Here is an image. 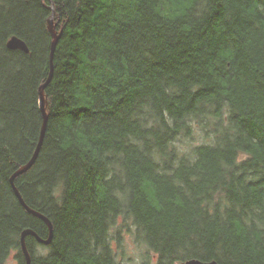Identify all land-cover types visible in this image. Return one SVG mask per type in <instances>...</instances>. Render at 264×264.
<instances>
[{
	"label": "trees",
	"instance_id": "1",
	"mask_svg": "<svg viewBox=\"0 0 264 264\" xmlns=\"http://www.w3.org/2000/svg\"><path fill=\"white\" fill-rule=\"evenodd\" d=\"M53 5L48 127L15 180L54 226L33 264H264V0H0V264L48 236L10 178L41 133Z\"/></svg>",
	"mask_w": 264,
	"mask_h": 264
},
{
	"label": "water",
	"instance_id": "2",
	"mask_svg": "<svg viewBox=\"0 0 264 264\" xmlns=\"http://www.w3.org/2000/svg\"><path fill=\"white\" fill-rule=\"evenodd\" d=\"M55 6H52V14L50 16V18L48 19V29L50 31L52 40H51V45H50V71H49V75L46 79V81L44 83L41 84V86L39 87V106L42 112V126H41V133H40V137H39V141L37 143L36 149L31 157V159L23 164L22 166H20L11 176L10 181L11 184L13 186L14 192L17 196V198L19 199L20 203L24 206V208L30 212L31 214H33L34 216L40 218L41 220H43L48 227V236L47 237H43L40 236L38 234L37 231H35L32 228H26L23 230L22 234H21V248H22V252L24 254L25 257V261L26 264H33V257L32 254L28 248V244H27V237L28 236H33L35 237L39 243L44 244V245H49L52 242L53 239V235H54V226H53V222L52 220L44 213L40 212L39 210L31 207L26 200L24 199L20 189L17 187L15 180L17 177L25 174L27 171H29L33 165L35 164L45 135H46V131H47V127H48V122H49V112H48V96L46 93V88L48 87V85L50 84V82L52 81L53 78V74H54V55H55V51L57 48V45L60 41V38L62 37V33H63V29L58 30V24L56 21V17H55ZM7 45L10 49L13 50H22L26 53L30 52V47L28 45V43L26 42V40H24L22 37L18 36V35H13L9 38ZM180 264H220L218 261L216 260H201L198 258H191V259H187L182 261Z\"/></svg>",
	"mask_w": 264,
	"mask_h": 264
},
{
	"label": "rangeland",
	"instance_id": "3",
	"mask_svg": "<svg viewBox=\"0 0 264 264\" xmlns=\"http://www.w3.org/2000/svg\"><path fill=\"white\" fill-rule=\"evenodd\" d=\"M139 250L136 248V246H131L129 243H127V245L125 246V253H127V255H130L131 257L136 256ZM126 255V256H127ZM7 264H16V261L13 257H10V259L8 260Z\"/></svg>",
	"mask_w": 264,
	"mask_h": 264
}]
</instances>
